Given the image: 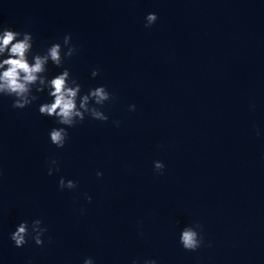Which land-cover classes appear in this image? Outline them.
Masks as SVG:
<instances>
[{
	"label": "clouds",
	"instance_id": "9594fccd",
	"mask_svg": "<svg viewBox=\"0 0 264 264\" xmlns=\"http://www.w3.org/2000/svg\"><path fill=\"white\" fill-rule=\"evenodd\" d=\"M145 27L150 28L157 20L156 13L147 14ZM71 35L63 37L61 43L51 44L42 54L33 52L34 39L30 32H20L8 27H0V96L13 98L12 107L24 109L39 99L35 93L48 90L51 102H45L39 106L42 116L54 118L61 127H54L49 132L50 142L57 148H64L68 139V129L83 123L86 117L101 122H107L109 117L101 111L106 102L113 99L112 93L103 85L90 88L82 94V85L73 78L68 68L52 78L47 75L48 64L52 63L62 67L67 58L76 54V46L71 43ZM67 49L65 51L64 49ZM31 56V60L29 57ZM99 75V69H93L91 76ZM130 111L136 110V105L129 106ZM119 126V121H114ZM259 134V133H257ZM165 164L162 161H154V170L163 174ZM59 171L57 161L52 160L48 168V174ZM97 177L103 175L96 173ZM58 186L61 190L75 189L77 183L72 180L60 178ZM91 202L92 197H87ZM40 219L20 222L15 231L10 234V239L16 247H23L34 241L37 246H43L44 235L47 228L42 226ZM202 226L199 223L185 226L179 236V243L187 251H197L204 243L201 235ZM84 264H94L92 258H87ZM133 264H136L134 261ZM144 264H157L155 260H145Z\"/></svg>",
	"mask_w": 264,
	"mask_h": 264
}]
</instances>
